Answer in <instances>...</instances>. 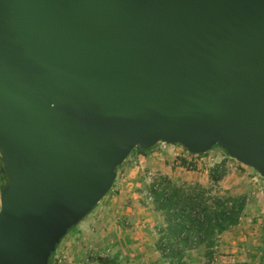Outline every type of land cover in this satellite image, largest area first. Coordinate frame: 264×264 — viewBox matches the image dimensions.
<instances>
[{"label":"water","instance_id":"95a60500","mask_svg":"<svg viewBox=\"0 0 264 264\" xmlns=\"http://www.w3.org/2000/svg\"><path fill=\"white\" fill-rule=\"evenodd\" d=\"M160 143L264 178V0H0V264H49Z\"/></svg>","mask_w":264,"mask_h":264},{"label":"rangeland","instance_id":"374dc122","mask_svg":"<svg viewBox=\"0 0 264 264\" xmlns=\"http://www.w3.org/2000/svg\"><path fill=\"white\" fill-rule=\"evenodd\" d=\"M192 155L180 145L170 146L163 143L146 153H140L137 149L132 152L131 158L119 167L117 180L106 197L121 198L125 202L123 204H132L136 213L143 212L144 218L138 223L119 220L116 243H112V249L107 244L101 249L98 248L100 251L96 252L101 254L100 258L113 264L175 263L170 258H164L158 249L159 239L167 225L164 213L156 209L153 199H147V194L152 195L150 188L153 182L168 178L181 188L198 186V190H208L213 197L244 198L246 206L239 224L217 235L213 260L218 259L219 264H264V178L255 169L230 158L219 147L197 157ZM219 166H223L225 174L222 179L213 182L211 171ZM6 183L7 180L0 177V208L1 192ZM87 218L88 216L83 221ZM74 237L70 235L63 247H58L53 264H90L87 261L92 258L88 255L89 245L93 244L95 249L100 247V243L94 240L88 246L84 242L75 245L76 243H72ZM139 243L142 246L136 249L134 245ZM201 247L204 257L206 248ZM201 260L196 264H208L206 256ZM187 262L189 258L185 260L184 256L181 264Z\"/></svg>","mask_w":264,"mask_h":264},{"label":"trees","instance_id":"16d2710c","mask_svg":"<svg viewBox=\"0 0 264 264\" xmlns=\"http://www.w3.org/2000/svg\"><path fill=\"white\" fill-rule=\"evenodd\" d=\"M136 149L140 153L147 152ZM224 174L223 166H219L211 171L210 177L213 182H217ZM0 177L7 180L2 170L1 157ZM198 189V186L188 189L178 187L168 178L158 179L150 188L155 207L164 213L167 223L159 239L158 249L164 258L175 261L174 264H181L186 252L201 246L206 248L205 256L209 264L214 258L217 235L238 225L245 210L244 198L213 197L208 190ZM55 253H52L49 264H53ZM96 261L113 264L100 257Z\"/></svg>","mask_w":264,"mask_h":264},{"label":"crops","instance_id":"0c3cea01","mask_svg":"<svg viewBox=\"0 0 264 264\" xmlns=\"http://www.w3.org/2000/svg\"><path fill=\"white\" fill-rule=\"evenodd\" d=\"M194 156L197 157V155H194ZM123 203L125 202H123L121 198H108L107 199V197H105V199L101 201L96 211L92 213L90 216H88V218L82 223H80L75 229H73L67 235V237H65V239L63 240V242L61 243L59 247L60 248L63 247V244H65L66 239H68L70 235L75 236L74 241L72 242V243H76L75 245L77 244L81 245L84 242V244L88 246L90 242L95 240V242L100 243V247L98 246L95 249H93L94 245L93 244L89 245L90 253L88 255H90V257L92 258L91 259L88 258L87 261L90 264H92L93 262L99 263L96 260L99 256H101V254L96 251H100L98 248L101 249L102 246L106 244H107V247L109 246L108 247L109 249H112L111 247L113 246L112 243L115 244L116 243L115 240H117L116 235L118 233L117 230L119 229L117 222L123 219L127 222L129 221L130 223L131 222L138 223V221L140 222L144 218L143 216L144 214L142 211H139V213H136L132 207L133 206L132 204H128V203L123 204ZM165 225H167V223ZM141 243L134 245V247L136 249H139V247L142 246ZM58 250L59 248L57 249L56 253L58 252ZM202 250H203L202 247H198L191 251L189 250L188 252H186L185 260L189 258V262H187L186 264H196V263H199L198 261H200L201 259H205V256L203 257V254H202L203 253ZM109 252L110 251H108V253ZM210 263L219 264V260L215 258V260H212Z\"/></svg>","mask_w":264,"mask_h":264},{"label":"built area","instance_id":"2783aa9c","mask_svg":"<svg viewBox=\"0 0 264 264\" xmlns=\"http://www.w3.org/2000/svg\"><path fill=\"white\" fill-rule=\"evenodd\" d=\"M163 145H166V144H163ZM130 158H131V156L127 159V161H128ZM127 161H126V162H127ZM153 183H154V182H153ZM156 188H157V186H156ZM147 195H149L147 199H149V200H152V199H153V196H152L151 194H147Z\"/></svg>","mask_w":264,"mask_h":264}]
</instances>
